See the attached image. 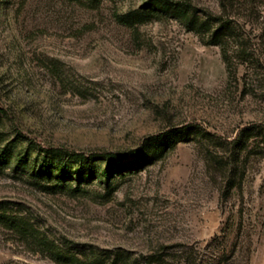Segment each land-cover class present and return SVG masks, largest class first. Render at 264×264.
<instances>
[{
  "label": "rangeland",
  "instance_id": "obj_1",
  "mask_svg": "<svg viewBox=\"0 0 264 264\" xmlns=\"http://www.w3.org/2000/svg\"><path fill=\"white\" fill-rule=\"evenodd\" d=\"M0 201V264H264V0H0Z\"/></svg>",
  "mask_w": 264,
  "mask_h": 264
},
{
  "label": "trees",
  "instance_id": "obj_2",
  "mask_svg": "<svg viewBox=\"0 0 264 264\" xmlns=\"http://www.w3.org/2000/svg\"><path fill=\"white\" fill-rule=\"evenodd\" d=\"M52 152H63L64 154L68 155L69 158L74 159L76 162H80L82 165L76 166V167H67L63 164L56 163L55 165H51L50 163L49 166L53 170L58 171V174H66V172L71 173V175H82L85 173H93L94 170L96 169L95 165H86L85 162H89V160L94 159V161L99 160V159H104L106 160L105 166L101 169L99 173H97V176H103L106 180H109L111 175L116 171L117 166L112 165L111 163V158L120 156L119 153L113 152V151H105L102 153H96V154H89L88 156L85 155L84 152H77V151H72V150H58V149H51ZM131 153L139 154L141 152V148H135L130 151ZM93 163V162H92ZM44 164L47 165V163L44 161ZM120 165L122 163H119ZM118 164V165H119ZM47 165V169L49 167ZM21 218L13 212L12 208L8 206L6 202L0 201V223L7 225L10 228H14L19 226L21 224ZM55 255L56 258L64 259V260H71V255L65 253L62 250H55L52 251ZM221 258V256L219 257ZM147 262L148 264H171L167 261L165 257H163L160 254H150L147 256ZM184 264H195L194 259L192 260L191 258H188L184 260Z\"/></svg>",
  "mask_w": 264,
  "mask_h": 264
}]
</instances>
